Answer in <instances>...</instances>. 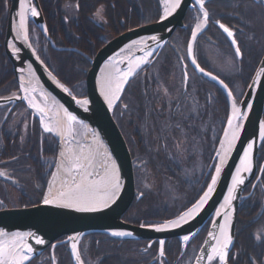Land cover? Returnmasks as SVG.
Listing matches in <instances>:
<instances>
[{
	"label": "flooded vegetation",
	"instance_id": "af4514ba",
	"mask_svg": "<svg viewBox=\"0 0 264 264\" xmlns=\"http://www.w3.org/2000/svg\"><path fill=\"white\" fill-rule=\"evenodd\" d=\"M39 1L42 7L41 0ZM70 1L79 5V0H63L62 4ZM236 2L237 0H210L207 7L212 13V22L209 28L198 36L196 51L200 66L207 71H214V74L225 79L236 99L240 100L264 55V1L244 0L243 11L239 19L236 18ZM79 9L80 6L76 7L77 13ZM92 18L96 21L95 12ZM217 19L230 27L242 29V32H238L237 38L241 42L244 56L242 60L236 58V71L229 66L233 56V48L214 23ZM184 21L186 27L178 28L169 43L152 56L153 60L137 71L114 110V118L119 127L123 130L124 126L125 132H129L130 135V140L128 139L126 142L131 149L135 174L134 206L140 204L146 197L144 194L141 196L138 190V181L141 178L139 167L143 166L142 163H144L142 161L144 160L146 164H156L157 162V166H165L166 170L165 168L164 170L169 173L170 177H174L176 175L174 172L179 171V166L174 161L173 153L170 154L169 152L173 141L178 142L181 133L192 136L199 135V127L205 126L206 121L208 122V126H205L208 140L207 145L203 147L201 160L204 164L206 163V168L199 182L192 187L190 186L189 189L186 188V193L191 196V201L186 208L195 203L207 188L216 164L214 162L216 151L212 154L211 123L214 119L217 133L221 130L223 132L229 107L227 114H225L222 105H224V101L228 103V98L218 84L201 76L193 67L190 58L187 57L186 48L190 39V32L197 22L195 9L190 8L187 11ZM204 46L207 48L209 46L210 51H207ZM215 51L219 54L217 57L221 60H219L222 63L221 69L215 65L214 58L216 56L213 55L212 57L211 55L215 54ZM231 66L233 65L231 64ZM185 70L189 76L187 85L183 80ZM241 89L242 93L239 94ZM194 103L198 106L197 116L193 112ZM124 105H128V107L125 108ZM23 106L26 107L25 104ZM8 109L0 110V125L4 122ZM18 113L13 108L6 120L10 115L14 121L18 117L20 119L22 116ZM29 114L30 124H37L40 129V143L43 145L44 135H50V133L44 131L38 116H32V112ZM166 125L167 127H165ZM24 127L25 125L23 129H25ZM13 130L19 131L17 127ZM30 131L27 129L28 138L31 135ZM126 134L124 133V137ZM2 145L0 142V155L2 156H0V169L6 170L10 175L6 180L0 177V190L10 187L15 190V194L18 196L37 194V188L40 189L38 185H36V190L31 193L33 184H36L29 177V171L32 168L31 161H28L27 170L24 167V161L19 163L17 156L9 159L3 158L4 145ZM24 147L25 145L23 150ZM29 149L32 152L28 151L27 155L33 159L34 150L30 147ZM153 151L156 153V161L152 155ZM257 163L258 172L253 181L245 188L241 199L235 246L238 240L244 248L252 244V260L256 264H264V233L259 232L260 229H264V172L261 171L264 168V141L259 149ZM131 206L123 213V220L135 224L156 222L157 218H144L142 213L138 215L139 217L136 216L135 211L138 210L133 209L134 207L131 208ZM209 225L210 221L185 250L178 238L168 240L165 244L166 255L163 258L158 257V245L156 243H153L152 247L145 251L149 241L118 240L104 233H91L84 236L80 242L79 250L85 264H157V259L162 261V264H193L206 238ZM257 235H260L261 238L257 239ZM239 251V249L235 250L236 256ZM30 264H74L67 236L58 239L55 245L49 246L41 255L31 259ZM230 264H233L231 260Z\"/></svg>",
	"mask_w": 264,
	"mask_h": 264
},
{
	"label": "water",
	"instance_id": "95a60500",
	"mask_svg": "<svg viewBox=\"0 0 264 264\" xmlns=\"http://www.w3.org/2000/svg\"><path fill=\"white\" fill-rule=\"evenodd\" d=\"M31 2L40 12V16H29L28 18V42L15 39L16 25L18 24L19 20L17 13L20 10L18 0H10V3L8 4V18L5 31L4 48L6 55L8 56L13 66L14 76L18 84V92L0 96L4 98L0 99V109L9 107L8 113L6 114L4 120H6L8 114L16 104L24 102L28 106L27 100H9L7 98L10 96L23 95L22 91L19 88V77L21 75H24L25 80H27L28 77L27 72L25 71V73H21L20 69L23 68L27 70L28 64L31 63L35 71V80L33 81V83L37 84V92L34 94L36 99L40 95V92L43 91L48 95V101H50L51 98L54 99L58 105H63L64 108H67L68 111L72 112L78 117V119L82 120L84 122V126H86L88 130V143L93 141L90 137V133H96L99 136L100 140L105 144L112 156V159L117 165L121 181V190L115 203L110 204V206L107 208H101L100 210L95 212H80L76 211L75 209L62 206L44 205L42 201L31 206L0 210V228H3L9 233L17 231L32 232L42 237L46 241L45 245L42 246L36 245L34 240H29V243H32L36 253L31 257V259L41 255L49 246L55 245L56 241L64 236H67V242L69 243L71 251L72 242L69 241L68 238L75 236L77 233L80 234L77 245L79 249L80 242L84 236L91 233H104L111 236L110 233L113 230H130L134 233L132 237L111 236L115 239L128 241H149L151 245L155 241H158L160 239L165 240V244L168 240L173 238H178L182 242V237L184 235L193 232L196 233V237L209 221L210 225L208 232L214 231L215 229L213 227V222H215L217 227L219 224L223 223L222 216L217 217L216 211L220 210L221 213H223L224 210L221 209L220 206L224 203V198L228 194V188L231 187L232 177L236 173V168L240 166V160L243 157V153L247 147V144L254 140L255 146L253 152V169L250 173L244 174L246 177L245 184L240 186L236 193L238 198L232 202L234 214L232 217L231 233L234 237V240L233 246L231 247L229 252L230 257V253L234 249L236 242L237 221L241 199L243 198L245 188L253 181L258 172L257 159L259 149L263 143V140L260 139L259 131L260 122L264 121V78H260L258 76V73H260L261 69H264V55L241 101L239 103L237 102V106L241 108L246 118L240 121V123L243 125L240 136L234 144L232 151L228 153L211 198L200 211V213L189 223L183 224L181 227L176 229L168 230L165 232H156L150 228L140 226L141 224L145 223L135 224L122 219L123 213L126 212L132 204L135 191V180L133 160L131 158L126 139L114 118V110L116 104L121 99L127 85L134 76L129 78V82L124 86L119 100L114 103V106L112 108H109L108 103L101 92V69H103L106 64L114 59L116 61H119L121 58V49H125L127 45L132 43V41L140 40L141 38H145L146 45L154 49L155 54L158 53L170 41L171 37L174 35L178 28L186 27L184 19L186 17L187 11L192 8V5L195 3V0H183L181 9H179L176 13L173 14V16L168 17L167 19L161 20L160 18L155 23L132 28L108 41L93 58H89L91 67L86 78L87 95L85 97H77L73 92L72 95L69 96L68 93H65L63 89L60 88L59 84H66L59 79V77L50 69V67L38 53L31 40L29 21L31 20L39 28V30L43 33L51 46H53L54 48L58 50L73 49L81 52L84 55L86 54L83 51H80L73 47L56 46L51 35L49 34L48 28L47 31H44L47 24L40 1L31 0ZM169 29H171V31H169ZM152 36H159L161 37V40L154 41L148 39ZM13 43H15V46L20 49L19 53H14L12 51V48L9 47V45ZM29 44H31V48L29 47ZM158 44L159 47H157ZM143 47L144 45L140 46V48ZM33 49H35V51H33ZM142 54L143 53L137 48H134L131 54L127 52L123 53L124 56H129V58H135L136 56H140ZM37 56L40 58L39 60L36 59ZM41 60L44 61L43 64L40 63ZM126 64L127 60H125L124 63H120L119 67L121 69H124L126 67ZM193 67L195 68L194 65ZM49 72H51L52 75L56 77V80H53L52 76L48 74ZM57 81H59V83H57ZM225 93L227 95L229 103V118L232 111V97L228 95L227 91H225ZM79 99H88L90 101L89 105L87 106V110H85L82 105L76 103V100ZM249 104L252 105L251 109L247 108V105ZM28 108L32 110V108H30L29 106ZM33 116L39 115L33 113ZM227 121L219 140L216 153L220 150V141L224 138V132L228 127ZM57 139L59 145V157L60 152L63 149L64 142L59 136H57ZM216 153L214 156V162H216L215 166L219 164V159L217 158ZM212 175H215V167ZM1 177L5 179L7 178L5 175ZM206 190L207 188L205 189V191ZM175 217L169 219H174ZM163 221L164 220H161L155 223H161ZM192 240H190L189 243ZM206 240L209 241V245H206L204 243ZM204 242L201 248H207L210 246L211 240L208 237V233ZM182 246L184 250L187 247L184 246L183 242ZM71 255L74 264H76L72 252ZM200 255L201 252L199 250L196 257ZM193 264H195V260Z\"/></svg>",
	"mask_w": 264,
	"mask_h": 264
},
{
	"label": "snow or ice",
	"instance_id": "6c2138e0",
	"mask_svg": "<svg viewBox=\"0 0 264 264\" xmlns=\"http://www.w3.org/2000/svg\"><path fill=\"white\" fill-rule=\"evenodd\" d=\"M210 0H195L192 8L196 11L197 22L190 32V39L187 44L186 53L187 57H190L191 63L195 66V70L203 77H207L210 81L215 82L232 97V111L227 121V129L224 132V138L220 141V150L217 151L216 156L219 159V164L215 166V175L210 177V183L207 184V190L203 191V194L199 199L188 207L180 215L174 219L164 220L161 223L141 224V227L150 228L156 232H165L168 230L181 227L183 224L189 223L194 217H196L203 207L207 204L211 198L215 186L220 177L222 166L228 156V153L232 151V148L240 136L243 125L240 123L246 118L241 108L237 106L236 97L232 90L229 88V84L225 83V79H221V76L214 74V71H206L204 67L200 66L197 59L196 44L198 36L203 34L210 26L212 22V13L210 12L207 4ZM244 0H237L236 2V18H240L243 11ZM165 8L161 20L167 19L173 16L182 7L183 0H164ZM19 11L17 16L19 18L16 25V40H23L28 42L29 32L27 21L29 16L39 17L40 12L31 0H18ZM78 8L79 5L77 4ZM106 8L104 5H100L95 11L96 18L104 21V13ZM214 23L218 26V29L222 31L227 38L230 46L233 48V56L230 63L235 66L236 58L243 59L244 53L241 48V42L237 38L238 32H242V29L230 27L228 24L221 22L217 19ZM247 26V25H245ZM44 31H47L45 26ZM171 31V29H169ZM148 39L159 41L161 37L152 36ZM144 45L143 48H140ZM14 53H19L20 49L15 46V43L10 44ZM31 48V44H29ZM159 47V44L157 45ZM137 48L143 54L139 57L129 58L124 56L123 53H132V50ZM35 51V49H33ZM155 54V50L146 45L145 38L140 40H134L131 44L127 45L125 49H121L120 60L115 59L101 69V92L108 103V107L112 108L114 103L119 100L120 94L124 89V86L129 82V78L133 77L137 70L150 63L149 58ZM37 60L40 58L37 56ZM127 60L126 67L121 69L120 63H124ZM41 64L44 61H40ZM27 72L28 79L25 80V76L19 77V88L23 95L10 96L7 99H19L27 100L28 106L35 109L39 113L40 123L43 125L44 131L47 133H56L62 138L64 142V149L60 152V160L57 163L56 172L52 173L53 180L59 182V187L54 183H49L47 192L43 194L42 203L44 205H56L66 208H72L80 212H95L101 208H107L110 204L115 203L121 190V181L118 173V168L114 160L111 159V154L106 150L102 151V143L93 134V141L88 144H81L76 141L78 135H82L79 128L84 125V122L72 112L64 108L63 105H57L53 100V105L50 107L47 104L48 95L43 91L40 92L45 100V103H40L35 97L37 92V84L33 83L35 80V71L31 63L28 64L27 70L21 68L20 72ZM52 76L53 80L56 77L51 72L48 73ZM260 78H264V69H261L258 73ZM185 85H187L189 76L185 70L183 75ZM59 83V81H57ZM60 88L69 96L72 95V91L64 84H59ZM0 99H4L0 97ZM77 104L82 105L85 110L90 101L88 99L76 100ZM125 108L128 105H124ZM252 105H247V108L251 109ZM55 111V117H48V113ZM191 118V117H189ZM27 126V125H26ZM167 127V125L165 126ZM179 127V125H177ZM86 136V134H84ZM259 136L261 140H264V121L260 122ZM255 141H251L247 144L244 150L243 157L240 160V166L236 168V173L232 177L231 187L228 188V194L224 198V203L220 206L223 209V213L220 210L216 211V216L223 218V223L216 226L213 222L214 231L208 232V237L211 240L209 247H202L200 249L201 255L195 258V264H229V252L233 246L234 237L231 233L232 217L234 214V208L232 202L238 197L236 195L240 186L245 184V173H250L253 169V152ZM264 172V168L261 169ZM6 175V172L0 171V176ZM10 178V177H9ZM143 196V193H141ZM259 232L264 233V229H260ZM113 237H132L134 233L130 230H113L111 231ZM196 233L186 234L182 237L184 246H188L189 241L195 237ZM80 234L77 233L73 237H69L71 241V252L75 258L76 264H85L82 259V254L78 249V240ZM257 239L261 236L257 235ZM29 240H34L38 246L45 245L46 241L39 235L32 232H7L3 228H0V264H30L31 257L36 254L32 243ZM158 245L157 252L158 257L163 258L166 255L165 240L160 239L155 241ZM209 245V241L204 242ZM55 247V246H53ZM152 247L149 243L145 249ZM157 264H162V261L157 259Z\"/></svg>",
	"mask_w": 264,
	"mask_h": 264
},
{
	"label": "trees",
	"instance_id": "16d2710c",
	"mask_svg": "<svg viewBox=\"0 0 264 264\" xmlns=\"http://www.w3.org/2000/svg\"><path fill=\"white\" fill-rule=\"evenodd\" d=\"M145 14L143 15L137 5L139 2L133 0H79L80 9L77 18H70L63 8V0H41L44 9L48 29L55 44L60 47H73L83 51L86 55L73 49L58 50L52 47L45 36L40 33V39L46 43V48H37L40 56L47 63L50 69L63 81L71 91L78 97H84L87 94L86 78L91 67L90 57H94L98 50L109 40L111 35H118L126 30L139 27L149 21H156L160 17V7L158 0H142ZM10 0H0V96L9 94L18 89L16 78L13 72V66L4 48V39L6 24L8 18V4ZM137 4V5H136ZM106 8L105 16L107 18V26L102 27L93 20L94 12L100 6ZM148 21V22H149ZM34 25V24H33ZM35 26V25H34ZM23 105L19 103L14 107V111H18L17 106ZM224 113L228 112V103L224 101ZM17 122H13L10 115L0 126V139L4 149L3 158L9 159L17 156L18 162L24 161L25 169L28 170V161L32 163L29 177L36 183L33 184L32 192L37 188V194L34 196H16L12 194V202L18 207H25L38 204L42 201V196L46 190L47 182L53 172L54 167L49 169L46 162L41 160V154L44 159L54 158L57 155L58 144L56 139L49 140L50 137L44 135L43 145L40 143V129L37 124H27L31 135L25 142L23 150L22 127L25 125V116ZM29 116V115H28ZM30 118V116H29ZM31 119V118H30ZM12 122V124H10ZM11 125L10 129L8 125ZM18 128V132L13 128ZM33 130V131H32ZM3 132V134H2ZM2 134V135H1ZM2 145V146H3ZM6 146V148H5ZM34 150V157L31 159L27 152ZM32 152V151H31ZM45 155V156H44ZM55 159V158H54ZM30 170V169H29ZM27 172V171H26ZM6 188L0 190L1 196L5 195ZM133 205L131 208H133ZM130 208V209H131ZM147 213V211H146ZM147 216H152L146 214ZM145 218V215H143ZM142 218V217H141ZM140 218V219H141ZM138 219V220H140ZM239 249L236 256L235 250ZM252 244L244 248L239 242L236 243L235 249L230 255L233 264H256L252 260Z\"/></svg>",
	"mask_w": 264,
	"mask_h": 264
},
{
	"label": "rangeland",
	"instance_id": "374dc122",
	"mask_svg": "<svg viewBox=\"0 0 264 264\" xmlns=\"http://www.w3.org/2000/svg\"><path fill=\"white\" fill-rule=\"evenodd\" d=\"M133 1L139 2L138 5L136 4L138 6L137 8L140 9L142 11L141 13L144 15L145 14L144 6L141 5L143 1L142 0H133ZM158 2H159L160 11H161L160 17L158 18V20H159L161 18V16L163 15L165 6H164V0H158ZM63 8H64V10L67 11L68 16L70 18H74V19L77 18L76 3L74 1L64 3ZM103 15H104V21H101L100 19L96 18V16H95V20L98 23H100V25H103L105 27V26H107V18L105 16V13ZM158 20H156V21H158ZM148 21L146 23H144L143 25H148V24H152V23L156 22V21H154V22L153 21L148 22ZM29 31H30L31 38H32L35 46L37 48H46V43L40 39V37H41L40 33L41 32L37 29L36 26L33 25V22L31 20L29 21ZM126 31H128V30H126ZM126 31H124V32H126ZM124 32H122V33H124ZM122 33H120V34H122ZM120 34H118V35H120ZM118 35H111V37L109 38L108 41L117 37ZM204 47L207 51H210L209 46H208V48L206 46H204ZM211 51L213 52V50H211ZM211 55H212V57H213V55L216 56L214 58V62L216 63L215 65L219 69H221L222 63L220 62L221 61L220 58L217 57L219 55L218 52L215 51V54H211ZM91 58H93V57H91ZM152 58L153 57L149 58V60L152 61L153 60ZM229 66L232 67L234 69V71H236L235 66H231V64H229ZM86 88H87V85H86ZM241 91H242V89L240 90L239 94L242 93ZM240 98L242 99V97H240ZM241 99L240 100L236 99V101L239 103L241 101ZM37 101H39L42 104L45 103L44 98L40 95L37 97ZM46 102H47V104H49L48 99ZM3 109H6V108H2L0 110H3ZM16 110H18L19 115L25 116V118H24L25 123H23V124H25V127H24L25 129H23V127H22L23 130H22V134H21L22 135L21 143L25 145V142L28 138L27 137L28 126H26V124L29 125V122H30V118H29L30 114L29 113L32 112V113H35L37 115H39V113L36 112L35 109H32V110L29 109L28 106H26L24 108L23 105L17 106ZM193 112L197 116L198 106L196 103H194ZM17 120H19V117L17 118ZM214 121L215 120L213 119L212 123H211V125H212V130H211L212 154L217 150V147H218L217 143H219V138L222 135V130L217 133V128L214 125L215 124ZM13 122H15V121H13ZM10 124H12V122ZM10 124L8 125L7 129L11 128ZM205 126H208L207 121H206ZM205 126H203L202 128L199 127L200 128V130H199L200 134L199 135L192 136L190 134L186 135V134L181 133L179 135V138H180L179 141L178 142L173 141V145H172V147H170L169 152H170V154L173 153L174 161L179 166V171L174 172L176 174V175H174V177L169 176V173H167L165 171L166 170L165 166L164 167H162L160 165L157 166V162H156V164H148V163L146 164V162L144 160L142 161L144 163H142L143 166L139 167L140 168L139 174H140L141 178L138 181V183H139L138 190H139V193H143L146 197L144 198V200L140 204L133 206L134 207L133 209L138 210V211H135L136 216H138L139 214L142 213V216L145 215V218H148V219H156L157 218L155 221L158 222L161 220L173 218V217L179 215L181 212H183L184 210L187 209L186 207L191 201V196H189L186 193V188L189 189L190 186L192 187L197 182H199V180H200V178H201V176H202V174L206 168V163L204 164V162L201 161L203 158V147L205 145H207V140H208L207 139V137H208L207 129ZM79 131L82 133V135H78L76 137V141L79 143H88L87 142L88 130H87L86 126H84V125L81 126L79 128ZM121 131H122L123 135H124V133H127L125 138H126V140H128V139L130 140L129 132H125L124 126H123V130H121ZM84 134H86V136ZM52 135H53L52 133L50 135H47L50 137L49 140H52V137L54 140L56 139L54 137V135L53 136ZM205 137H206V139H205ZM216 140H217V142H216ZM216 144H217V146H216ZM129 151L131 154L130 148H129ZM152 155H153L154 161H156L155 151L152 152ZM173 155H172V157H173ZM57 156H58V152H57L56 156H53L55 159L52 157L49 159H44L42 154H41V160L42 161L44 160L46 162L47 167H49V166H51V168L54 167V171L52 173L55 172L57 163L60 159V155H59V157H57ZM214 156H215V154H214ZM143 158H146V156H143ZM196 160H197V162H196ZM164 168H165V170H164ZM49 169H50V167H49ZM0 170L3 171V169H0ZM4 172H6L5 176L10 175L9 172H7L6 170ZM134 176H135V174H134ZM51 178H52V176H51ZM51 178H49V180H51ZM49 180L47 182V187H46L45 192H47V189H48V186L50 183ZM191 190H193V189L191 188ZM12 194L18 196L17 194H15V190H13L10 187H7L5 190V195L0 196V210L21 208V207H18L17 204L12 202V200H11L13 198ZM21 196L24 197L23 194H21ZM42 198H43V196H42ZM133 203H134V201L132 200L131 205H133ZM145 208H147V210H145ZM146 211H147V213H146ZM146 214H149L152 216H147ZM188 264H190V263H188Z\"/></svg>",
	"mask_w": 264,
	"mask_h": 264
},
{
	"label": "bare ground",
	"instance_id": "6f19581e",
	"mask_svg": "<svg viewBox=\"0 0 264 264\" xmlns=\"http://www.w3.org/2000/svg\"><path fill=\"white\" fill-rule=\"evenodd\" d=\"M164 6H165V3H164ZM101 48H102V47H101ZM101 48H100V49H101ZM100 49H99V50H100ZM99 50H98V51H99ZM96 54H97V53H96ZM136 57H139V56H136ZM53 100H54V99L51 98V100L49 101V104H48V105H49L50 107L53 105ZM54 101H55V100H54ZM55 102H56V101H55ZM56 104H57V102H56ZM57 105H58V104H57ZM48 117H50V118H54V117H55V111L49 112V113H48ZM42 126H43V125H42ZM93 134L98 138L99 142L102 143V146H103V147L101 148V150H102V151L106 150L108 153H110L109 150L107 149V147L105 146V144L100 140L99 136H98L96 133H90V137L92 138V140H93ZM53 135L56 136V137L58 136L56 133H53ZM91 142H92V141H91ZM81 144H88V143H81ZM64 147H65V145L63 146V149H64ZM63 149H62V150H63ZM111 159H112V156H111ZM59 160H60V159H59ZM112 160H113V159H112ZM56 170H57V168L55 169V172H56ZM53 171H54V169H53ZM50 182H51V183H54L57 187H59V182H58V181H54V180H53V176H52Z\"/></svg>",
	"mask_w": 264,
	"mask_h": 264
}]
</instances>
